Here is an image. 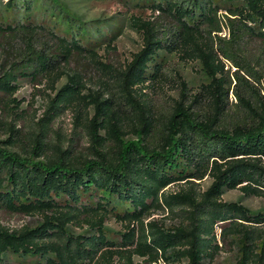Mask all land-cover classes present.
Returning a JSON list of instances; mask_svg holds the SVG:
<instances>
[{"label":"trees","instance_id":"trees-1","mask_svg":"<svg viewBox=\"0 0 264 264\" xmlns=\"http://www.w3.org/2000/svg\"><path fill=\"white\" fill-rule=\"evenodd\" d=\"M38 1L42 4V0H0L6 10L18 13L22 8L26 19ZM143 3L170 21L174 31L162 33L153 21L137 19L133 23L142 36V48L122 71L91 60L97 70L114 74L118 93L107 99L89 94L84 100L81 75L60 68L58 55L34 49L33 39L43 30L40 25L28 20L0 24L1 33L20 36L26 44L21 56L0 72L4 109L16 103L12 95L20 80L44 76L53 90L56 81L66 79L38 120L39 132L30 134L32 148L25 156L9 149L21 144L16 128L0 142V209L42 217L37 225L21 230L0 225V264H112L114 255L125 254L128 248L164 264H211L219 251L217 228L222 235L238 237L242 247L235 264H264V211L252 212L240 203L220 200L224 191L236 188L245 196L264 197V95L242 75L260 82L240 45L245 38L264 45V0ZM222 8L232 17L227 18L228 39L216 37L221 32L217 12ZM62 15L55 17L61 18L70 39L48 31L59 50L67 57L73 51L96 57L80 43L87 25L72 26V19ZM176 51L201 66L207 82L193 100H202L207 109L195 113L183 103L182 93L169 116L151 117L138 102L137 90L160 75L161 53ZM220 56L237 71L231 75L224 71ZM230 94L234 103H229ZM84 104L93 111L85 121V152L50 144L47 136L53 121L65 110ZM81 114L78 108L76 118ZM125 120L140 124L133 130L135 139H126ZM206 174L213 182L200 195L193 190L162 192ZM155 209L169 210L182 222L171 229L155 221L144 226L143 218ZM109 217L126 223V231L112 237L104 224ZM134 223L139 226L131 227ZM72 226L85 229L75 234ZM255 239H262L260 247Z\"/></svg>","mask_w":264,"mask_h":264},{"label":"rangeland","instance_id":"rangeland-1","mask_svg":"<svg viewBox=\"0 0 264 264\" xmlns=\"http://www.w3.org/2000/svg\"><path fill=\"white\" fill-rule=\"evenodd\" d=\"M143 1L42 0V4L40 1L35 4L28 19L24 17L22 8L16 13L15 11L6 10L3 7L4 2H0V24L21 23L28 20L29 23L40 25L43 30L36 34V39H33L34 49H44L50 55H58L56 59L60 68L68 74L77 72L81 75L85 85V88L81 91V95L85 97L84 100L88 99L89 94L94 96L99 94L101 99H107L111 94L118 91L115 88V80L112 78L114 74L97 70L92 66L91 60L94 59L102 64L109 65L118 72L122 71L132 60L133 55L142 48V36L133 23L137 19L145 22L153 21L158 29L163 31L162 33L166 31L172 33L174 31L170 21L159 15L158 12L152 11L150 6L144 4ZM61 14H63L64 19L65 17L72 19V26L76 24L87 25V34L80 35V43L90 47L96 57L92 58L86 53L79 56L74 51L70 57H67L65 53L59 50L56 39L51 37L48 31H54L59 37H70L69 34H66V27L62 24L61 18L55 17V15L61 16ZM217 18L220 22L221 32L217 33L216 37L228 39L227 18L232 19V17L228 16L222 8L218 10ZM214 34L212 33L211 37L215 40L216 47L217 39ZM240 45L242 51L247 55L248 65L255 72V77L260 82L257 83L254 78H249L241 73L260 91L261 95H264V45L252 38H245ZM25 48L26 44L20 36L16 37L8 32H0V72L20 57V53L24 52ZM161 55L160 75L157 79L149 81L138 88V102L143 103L144 107L149 110L151 117L164 119L169 116L175 103L182 98L181 94L183 93L185 106L190 105L195 113L202 114L207 109L204 102L200 99L196 102L193 100L194 95L200 90V85L207 82L199 63L186 60L178 51L161 53ZM220 59L223 62L224 71L229 72L230 75L237 71V68L229 61L221 56ZM181 82L184 83L185 87ZM65 83V77L60 78L55 82V88L52 90L50 80L44 76L39 77L36 81L20 80L18 91L12 95V99H15L16 103L12 104L9 109H4V105L0 103V142L9 139L11 128H16L21 136V144H16L9 147V149L25 156V153L32 148V144L29 143L30 134L39 132L38 120L43 116L49 101L54 99L57 90ZM233 85L234 83H232ZM231 102L234 103V99L230 94L229 103ZM85 104L65 110L53 121L47 136V141L50 144H57L62 149H66L70 145L72 152H85V147L88 145L85 121L90 120L93 116L92 108H85ZM112 104L115 105L114 102ZM78 108L82 111V114L76 118L75 114ZM122 108L127 109V106L123 105ZM123 126L126 139H135L133 130L140 127V124L135 120H125ZM99 135H103V132H99ZM218 163L223 162L218 161ZM189 181H191V184L180 181L177 184L169 185L162 192L175 194L181 191L193 190L197 195H200L211 186L213 178L206 174L201 179L195 178ZM220 200L225 203H240L252 212L264 211V197L245 196L237 188L224 191L220 196ZM41 219V215L13 214L0 209V225L9 231L33 227L40 223ZM142 221L144 226L155 221L168 229L177 227L182 222L177 215L166 209L152 210ZM104 224L112 237L126 231L127 224L117 222L113 217H109ZM138 226V223L131 224V227ZM83 227L86 226L83 225ZM70 228L75 234L81 233L85 229L78 226ZM215 234L219 251L211 264H235L240 254L239 249L242 247L241 243L237 241L238 237L222 235L221 230L218 228ZM262 239L254 240L259 247ZM132 249L134 248L126 249L125 254L114 255L111 260L112 264H129L126 258L129 253L131 264H164L160 258L154 261L146 255L132 253ZM179 264H186V262Z\"/></svg>","mask_w":264,"mask_h":264}]
</instances>
